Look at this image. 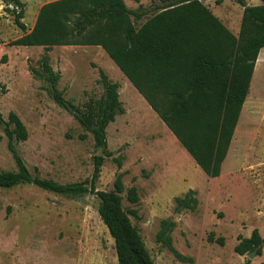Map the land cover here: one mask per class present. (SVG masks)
<instances>
[{
	"label": "rangeland",
	"instance_id": "374dc122",
	"mask_svg": "<svg viewBox=\"0 0 264 264\" xmlns=\"http://www.w3.org/2000/svg\"><path fill=\"white\" fill-rule=\"evenodd\" d=\"M25 25L15 22L20 11L14 0H0V113L6 122L14 112L28 132L15 149L33 176L59 184L92 179L94 158L103 157L97 191L113 190L123 173L122 206L137 228L153 264H189L177 259L157 241L163 220L175 223L170 237L179 254L193 264H264V249L248 259L234 252L238 238L253 230L264 237V49L258 55L226 160L218 178L207 177L181 151L171 134L136 94L131 84L99 47H17L12 42L34 26L40 7L56 0H18ZM142 19L138 28L160 11L159 0H124ZM235 35L243 7L235 0H201ZM247 6L259 0H244ZM47 57L60 74L63 96L83 109L104 93L100 71L119 85L124 113L106 129L107 148L94 145L74 116L58 106L49 93L39 61ZM81 135H86L81 139ZM0 172L15 171V161L0 131ZM111 153V156H106ZM120 161V165H118ZM136 187L139 200L126 199ZM189 190L198 201L195 211H175L174 199ZM93 194L70 197L32 185L0 189V264H117L114 240L98 214ZM222 237L224 245L210 242Z\"/></svg>",
	"mask_w": 264,
	"mask_h": 264
},
{
	"label": "trees",
	"instance_id": "16d2710c",
	"mask_svg": "<svg viewBox=\"0 0 264 264\" xmlns=\"http://www.w3.org/2000/svg\"><path fill=\"white\" fill-rule=\"evenodd\" d=\"M159 1L163 4L160 11L138 28L132 18L140 20L144 14L131 11L124 0L48 2L40 7L33 28L12 45L46 50L58 46L100 47L202 172L209 178H218L249 92L258 55L264 49V0L255 6L235 0L243 7L237 36L201 0ZM14 2L20 8L15 13V22L25 30L20 21L23 4ZM39 64L55 103L70 112L85 132L92 135L94 145L105 151L106 129L117 115L124 113L119 85L100 71L103 95L80 109L58 90L60 74L52 69L48 58L43 57ZM3 125L16 170L0 172V189L27 184L70 197L93 194L99 199V217L114 240L117 264H153L139 231L130 220L134 212L122 206L123 173L116 176L110 191H97L94 185L103 157L94 158L89 186L87 182L59 184L33 176L15 149L16 142L28 139L25 125L14 112L8 114L6 122L0 113V131ZM80 138L85 139L86 135ZM126 199L131 204L138 202L136 187L127 190ZM174 203L176 212H193L198 201L195 192L189 190L175 198ZM174 226V222L163 220L157 241L177 259L193 264L191 258L182 256L173 247L170 233ZM208 240L224 245V239H214L213 233ZM255 249L261 256L264 237L256 229L249 237L238 238L234 252L245 256Z\"/></svg>",
	"mask_w": 264,
	"mask_h": 264
},
{
	"label": "crops",
	"instance_id": "0c3cea01",
	"mask_svg": "<svg viewBox=\"0 0 264 264\" xmlns=\"http://www.w3.org/2000/svg\"><path fill=\"white\" fill-rule=\"evenodd\" d=\"M60 47H71V46H60ZM90 47H94V46H90ZM34 48V47H33ZM100 48V47H99ZM102 50V49H101ZM119 70V69H118ZM129 82V81H128ZM130 83V82H129ZM131 84V83H130ZM131 87L135 90V92H136V94H138L141 98H142V100L145 102V104L150 108V106L148 105V103L144 100V98L140 95V93L137 91V89L131 84ZM151 109V108H150ZM152 110V109H151ZM152 112L156 115V113L152 110ZM156 117L159 119V117L156 115ZM160 120V119H159ZM160 122L164 125V123L160 120ZM164 127L166 128V130L171 134V136L174 138V140H175V142L178 144V146H180L179 148L181 149V151L182 152H184V153H187L186 152V150L180 145V143L178 142V140L174 137V135L170 132V130L164 125ZM231 145V144H230ZM230 148V147H229ZM228 151H229V149H228ZM188 154V153H187ZM189 155V154H188ZM227 155H228V153H227ZM190 156V155H189ZM188 158H190L189 160L192 162H194V160L191 158V156L190 157H188ZM226 158H227V156H226ZM226 158H225V160H226ZM224 160V161H225ZM195 163V162H194ZM224 163V162H223ZM223 165V164H222ZM222 169V168H221Z\"/></svg>",
	"mask_w": 264,
	"mask_h": 264
},
{
	"label": "water",
	"instance_id": "95a60500",
	"mask_svg": "<svg viewBox=\"0 0 264 264\" xmlns=\"http://www.w3.org/2000/svg\"><path fill=\"white\" fill-rule=\"evenodd\" d=\"M5 128V125H3V129ZM256 255V249L247 254L248 259H252Z\"/></svg>",
	"mask_w": 264,
	"mask_h": 264
}]
</instances>
